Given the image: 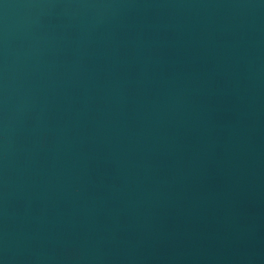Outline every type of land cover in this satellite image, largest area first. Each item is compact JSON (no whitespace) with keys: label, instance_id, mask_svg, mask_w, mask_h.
<instances>
[{"label":"water","instance_id":"1","mask_svg":"<svg viewBox=\"0 0 264 264\" xmlns=\"http://www.w3.org/2000/svg\"><path fill=\"white\" fill-rule=\"evenodd\" d=\"M0 264H264V0H0Z\"/></svg>","mask_w":264,"mask_h":264}]
</instances>
